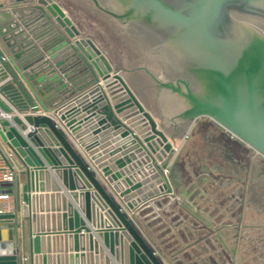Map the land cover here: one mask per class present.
I'll use <instances>...</instances> for the list:
<instances>
[{
  "label": "water",
  "instance_id": "water-1",
  "mask_svg": "<svg viewBox=\"0 0 264 264\" xmlns=\"http://www.w3.org/2000/svg\"><path fill=\"white\" fill-rule=\"evenodd\" d=\"M80 1L0 0L15 239L28 264H166L129 213L171 191L186 128L207 117L264 158V0Z\"/></svg>",
  "mask_w": 264,
  "mask_h": 264
},
{
  "label": "crops",
  "instance_id": "crops-1",
  "mask_svg": "<svg viewBox=\"0 0 264 264\" xmlns=\"http://www.w3.org/2000/svg\"><path fill=\"white\" fill-rule=\"evenodd\" d=\"M8 160L22 186V168L12 156ZM253 169L250 180L247 175H215L226 171L218 165L211 170L200 166L187 180L179 172L167 178L169 193L135 209L133 222L166 264H264V173L260 163L254 162ZM257 187L261 190L255 191ZM11 190V185L0 187V192L10 194L0 200V249L4 251L9 243L13 249L10 254L0 253V264H28L26 235L19 234L18 243L15 239Z\"/></svg>",
  "mask_w": 264,
  "mask_h": 264
},
{
  "label": "rangeland",
  "instance_id": "rangeland-1",
  "mask_svg": "<svg viewBox=\"0 0 264 264\" xmlns=\"http://www.w3.org/2000/svg\"><path fill=\"white\" fill-rule=\"evenodd\" d=\"M187 128L185 130L187 132L183 133L177 143L174 155L169 161L167 178H172L180 172L181 178L187 180L186 178H189L192 174L195 175L198 173L200 166H204L211 170L218 165L221 168L226 167V171H218L215 175L233 178L245 177V175H247L250 180L253 172H255L253 169L254 162L262 165L264 173V158L253 152L240 141L229 136L228 133L209 118H198L189 129ZM222 133H224L228 139H223L221 136ZM243 167H246L245 170L247 172H244ZM99 179L110 192L111 189H109V185L106 184L105 180L101 177ZM260 190L259 187L255 188V191ZM261 191L264 193V189ZM134 211L129 213L132 220ZM23 229L25 231V228Z\"/></svg>",
  "mask_w": 264,
  "mask_h": 264
},
{
  "label": "built area",
  "instance_id": "built-area-1",
  "mask_svg": "<svg viewBox=\"0 0 264 264\" xmlns=\"http://www.w3.org/2000/svg\"><path fill=\"white\" fill-rule=\"evenodd\" d=\"M51 118H54V115L51 113ZM57 120V119H56ZM57 123L60 125L61 123L57 121ZM17 175V170L15 167H13L12 165L8 164L2 157V155L0 154V187H4L7 185H10L14 182L15 178ZM10 198V194L4 191L0 192V200L3 199H9ZM1 213V211H0ZM7 251V253H13V249L11 248H6L5 249ZM1 251L0 249V253L5 254L6 251Z\"/></svg>",
  "mask_w": 264,
  "mask_h": 264
},
{
  "label": "flooded vegetation",
  "instance_id": "flooded-vegetation-1",
  "mask_svg": "<svg viewBox=\"0 0 264 264\" xmlns=\"http://www.w3.org/2000/svg\"><path fill=\"white\" fill-rule=\"evenodd\" d=\"M80 2H83V3H85L86 4V2L85 1H83V0H81ZM93 9V8H92ZM91 13H93V15H95V16H97V17H99V18H101L102 20H104V22L106 23V24H109L110 25V23L108 22L109 20H106V19H104V17H106V16H104L102 13H100V12H98V11H96L95 9H93V11H91ZM107 19H109L108 17H107ZM111 20V19H110ZM116 28H117V30L124 36V37H126V39H129L130 41H133L134 42V44L135 45H137V47L140 49V47L138 46V44L137 43H135V41L131 38V37H129L128 35H126L125 33H123L122 31H121V29L118 27V25L114 22V21H110ZM78 26V25H77ZM79 27V26H78ZM80 30H81V28H80ZM114 30V29H113ZM112 31V30H111ZM115 31V30H114ZM114 31H112L113 33L112 34H114ZM81 33L82 34H84L82 31H81ZM85 35V34H84ZM85 36H87V35H85ZM87 37H89V38H91L90 36H87ZM92 39V38H91ZM94 41V40H93ZM96 44V43H95ZM97 45V44H96ZM98 46V45H97ZM99 47V46H98ZM99 49L101 50V48L99 47ZM102 51V50H101ZM141 51V50H140ZM103 52V51H102ZM104 54V53H103ZM154 64L157 66V64L154 62ZM148 73V72H147ZM149 75H150V77H151V79L153 80V82L156 84V82L154 81V79L152 78V76H151V73H148ZM222 131V130H221ZM222 138L223 139H228L227 137H226V135L224 134V133H222ZM229 141V140H228ZM230 143H232L231 141H229Z\"/></svg>",
  "mask_w": 264,
  "mask_h": 264
},
{
  "label": "bare ground",
  "instance_id": "bare-ground-1",
  "mask_svg": "<svg viewBox=\"0 0 264 264\" xmlns=\"http://www.w3.org/2000/svg\"><path fill=\"white\" fill-rule=\"evenodd\" d=\"M152 139H153V141H154V142H153L154 145H157L156 148L153 147V148H154V151L157 152L156 154H158V155H162V153H163L164 150H165L164 144H161V142H158L156 136H155L154 138H152Z\"/></svg>",
  "mask_w": 264,
  "mask_h": 264
},
{
  "label": "trees",
  "instance_id": "trees-1",
  "mask_svg": "<svg viewBox=\"0 0 264 264\" xmlns=\"http://www.w3.org/2000/svg\"><path fill=\"white\" fill-rule=\"evenodd\" d=\"M183 126H184V125H181V126H180V128L178 129V131H176V133H179V132H181V131H182V129L184 128Z\"/></svg>",
  "mask_w": 264,
  "mask_h": 264
}]
</instances>
